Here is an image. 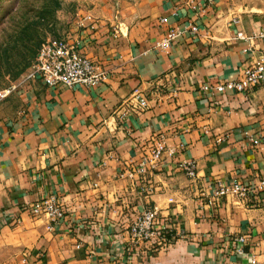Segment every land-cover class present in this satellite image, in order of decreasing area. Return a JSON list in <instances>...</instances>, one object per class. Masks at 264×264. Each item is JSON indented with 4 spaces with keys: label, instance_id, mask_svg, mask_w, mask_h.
Segmentation results:
<instances>
[{
    "label": "crops",
    "instance_id": "1",
    "mask_svg": "<svg viewBox=\"0 0 264 264\" xmlns=\"http://www.w3.org/2000/svg\"><path fill=\"white\" fill-rule=\"evenodd\" d=\"M88 1L65 39L107 82L49 88L29 74L0 105V264H264V205L214 198L221 185L264 180V85L213 89L264 61V38H237L264 32V0ZM189 22L198 36L152 49ZM135 90L147 108L122 109ZM160 137L161 165L135 185L125 172ZM189 162L195 179L181 167ZM50 195L63 207L57 222L31 212ZM147 208L156 233L134 243Z\"/></svg>",
    "mask_w": 264,
    "mask_h": 264
},
{
    "label": "built area",
    "instance_id": "2",
    "mask_svg": "<svg viewBox=\"0 0 264 264\" xmlns=\"http://www.w3.org/2000/svg\"><path fill=\"white\" fill-rule=\"evenodd\" d=\"M107 1V0H104ZM215 0H205L204 4H198V7H209ZM195 0H190L193 4ZM90 16L86 15L84 20ZM165 22V19L162 20ZM200 34V28L195 22H189L184 28H171L167 30L160 39H158L152 49L167 52L174 43L180 38L189 36L196 37ZM264 38V32L252 37H244L242 33L237 38L251 40L252 38ZM31 76L40 78L43 83L49 87L66 86L74 88L82 86L85 88H95L107 82L109 79L108 71L101 68L98 64L87 57L77 46L71 44L66 39H52L46 42L40 49L38 56L32 66ZM264 85V61H258L247 67L240 78L237 80H227L217 85L213 89L218 93H236L245 94ZM18 86L7 89L0 95V101L5 100L17 90ZM212 87L203 86V90L208 91ZM138 107V110H145L148 101L142 92L135 90L123 103L122 109L127 111ZM245 134L249 135L248 132ZM166 150L165 139L160 137L151 147H145V154L140 163L134 170L125 172L128 178L135 180V185L147 180L148 175L154 173L162 163ZM191 179L197 177L196 164L189 162L181 166ZM264 193V180L259 184L236 182L232 185H221L215 192L216 201L234 195L240 201L249 206L264 205L262 194ZM31 212L36 217H46L53 222L64 218L62 205L56 196L50 195L37 201L31 207ZM158 224L157 210L147 208L137 218L131 226L130 231L134 243L149 241L155 235L154 227ZM233 244L237 246L236 252L240 255L244 253L243 246L246 244L245 237L233 239ZM80 248V247H79ZM243 264H256L255 261Z\"/></svg>",
    "mask_w": 264,
    "mask_h": 264
},
{
    "label": "rangeland",
    "instance_id": "3",
    "mask_svg": "<svg viewBox=\"0 0 264 264\" xmlns=\"http://www.w3.org/2000/svg\"><path fill=\"white\" fill-rule=\"evenodd\" d=\"M89 10L88 0H0V95L31 74L46 42L65 39Z\"/></svg>",
    "mask_w": 264,
    "mask_h": 264
}]
</instances>
